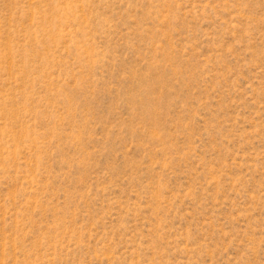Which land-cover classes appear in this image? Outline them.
<instances>
[{"label":"rangeland","instance_id":"obj_1","mask_svg":"<svg viewBox=\"0 0 264 264\" xmlns=\"http://www.w3.org/2000/svg\"><path fill=\"white\" fill-rule=\"evenodd\" d=\"M0 264H264V0H0Z\"/></svg>","mask_w":264,"mask_h":264}]
</instances>
